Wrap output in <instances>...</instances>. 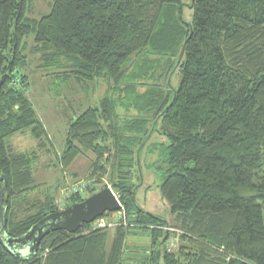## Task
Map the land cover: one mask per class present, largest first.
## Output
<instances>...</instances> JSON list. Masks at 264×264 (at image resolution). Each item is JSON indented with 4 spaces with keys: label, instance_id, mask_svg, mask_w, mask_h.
<instances>
[{
    "label": "trees",
    "instance_id": "trees-1",
    "mask_svg": "<svg viewBox=\"0 0 264 264\" xmlns=\"http://www.w3.org/2000/svg\"><path fill=\"white\" fill-rule=\"evenodd\" d=\"M31 2L0 0L2 236H24L105 181L121 210L102 217L105 227L50 232L29 259L0 243V264H264V0H53L38 20ZM29 39L43 67L80 93L107 82L79 115L67 100L60 155L26 97ZM26 133L35 149L19 153L11 139ZM153 134L165 141L153 166L172 226L135 199ZM80 157L81 192L35 180L39 168L77 179L68 169ZM166 227L179 232L173 249ZM137 232L147 245L127 253Z\"/></svg>",
    "mask_w": 264,
    "mask_h": 264
},
{
    "label": "rangeland",
    "instance_id": "rangeland-1",
    "mask_svg": "<svg viewBox=\"0 0 264 264\" xmlns=\"http://www.w3.org/2000/svg\"><path fill=\"white\" fill-rule=\"evenodd\" d=\"M182 1L184 4L188 5L187 0ZM52 3L53 0H33V2L29 3V6L32 5V8L31 12L29 13L30 15L28 14V17L33 20H38L43 14L49 12ZM190 17L191 14L189 13V10L187 11V8L185 7V12H183V18L186 21H189ZM31 41L32 40L29 39L28 42H25L26 46L25 51L23 53L27 62L26 70L24 72L28 79V90L26 91V97L32 103L36 114L38 115L39 119L42 121V124L46 129L48 138L54 145L57 154L60 155V153L62 152L63 143H65V125L67 123V120L74 116V113L72 112L75 110V114L79 115L86 108L95 107L97 105V101L103 97V94L107 89V82L104 80L95 81L94 83L89 85L90 88H88V94L80 93L78 90H76L77 88L75 85H71L72 81L68 83L64 81L61 76H55L58 73L57 69L43 67V62L38 60L39 56L36 54L34 44L30 43ZM51 81L56 82L58 85L55 87L51 86ZM47 83L50 85H48ZM171 85L176 87V78L172 79ZM90 89L95 91L91 92ZM67 100H69L68 102H72V104H67ZM61 103L65 104V108L68 105L71 106V108L74 107V110H67L70 108H66L65 110L59 108L58 106ZM81 103V107L76 108ZM120 111L121 113L123 112L122 109H120ZM164 143L165 141L161 137L157 136L156 134H153L145 147V152L147 154L142 151L140 160L138 162L140 172L139 175L141 177L139 183L140 187L137 190L135 199L140 209L156 216L157 218H160L161 220L168 222L170 226H172V220L169 214L167 204L161 199L159 194L161 178L160 175L155 171L153 166V164H155L159 160V156L162 151L161 145ZM11 144L19 153L31 152V150L35 149L36 146L35 142L32 140L28 133L23 134L22 136L13 137L11 139ZM88 166L89 163L86 157H80L68 169V173H74L75 175H77V179H64L61 173L58 171L46 169L43 170L42 168H39L37 170V174L35 175V180L38 182H46L49 186L52 187L54 185H60L61 190L66 186L70 185L71 188L73 187L76 189L75 192H81V181H84V179L81 178H83L86 174ZM104 184L107 186V188L110 189L106 181ZM135 192L136 189H134L133 191L134 195ZM68 194L69 196L71 195L70 191L68 192ZM81 195L82 196L73 195L71 196V198L77 196L85 200L84 197L86 196V194L82 193ZM61 201L62 203L64 202L63 198L61 199ZM110 220H112V218ZM105 226L106 224H104V227ZM164 231L167 236L171 235L167 244V248H175L177 246L176 235L179 232L177 231L175 233L176 230L171 227L164 228ZM137 233V236L134 235L127 239V253H129L130 250L132 251L134 249L139 251L142 246L145 247L147 245L148 236L143 235L141 232ZM136 259L138 258L133 257L131 259L126 260H133L131 262L129 261L128 264H136V262L134 261ZM157 264H161V262H158Z\"/></svg>",
    "mask_w": 264,
    "mask_h": 264
},
{
    "label": "water",
    "instance_id": "water-1",
    "mask_svg": "<svg viewBox=\"0 0 264 264\" xmlns=\"http://www.w3.org/2000/svg\"><path fill=\"white\" fill-rule=\"evenodd\" d=\"M183 51L180 53L182 57ZM4 189L0 191V243L17 257L25 253L24 259L33 257L44 236L53 231H65L70 234L77 233L84 225H90L107 213L120 211L121 206L108 188L74 204L63 211L55 212L43 218L31 228L24 236L18 239L1 238L5 230V219L2 214L1 197Z\"/></svg>",
    "mask_w": 264,
    "mask_h": 264
},
{
    "label": "built area",
    "instance_id": "built-area-1",
    "mask_svg": "<svg viewBox=\"0 0 264 264\" xmlns=\"http://www.w3.org/2000/svg\"><path fill=\"white\" fill-rule=\"evenodd\" d=\"M96 223H97V225H98L99 227H103L104 224H105V221H103V220H99V221L96 222Z\"/></svg>",
    "mask_w": 264,
    "mask_h": 264
},
{
    "label": "bare ground",
    "instance_id": "bare-ground-1",
    "mask_svg": "<svg viewBox=\"0 0 264 264\" xmlns=\"http://www.w3.org/2000/svg\"><path fill=\"white\" fill-rule=\"evenodd\" d=\"M108 189H109V188H108ZM112 193H113V192H112ZM113 195L115 196V194H114V193H113ZM115 197H116V196H115ZM116 199H117V197H116ZM117 200H118V199H117ZM118 202H119V201H118ZM76 204H77V203H76ZM119 204H120V203H119ZM120 206H121V205H120ZM120 210H121V209H120ZM91 224H92V223H91ZM108 227H112V224L110 223ZM1 238L3 239V238H4V236H2V235H1Z\"/></svg>",
    "mask_w": 264,
    "mask_h": 264
},
{
    "label": "clouds",
    "instance_id": "clouds-1",
    "mask_svg": "<svg viewBox=\"0 0 264 264\" xmlns=\"http://www.w3.org/2000/svg\"><path fill=\"white\" fill-rule=\"evenodd\" d=\"M63 210H65V209H62V210H58L57 212H59V211H63ZM104 219V218H103ZM102 219V217L101 218H98L96 221H94L93 223H96V222H98L99 220H103ZM105 221V220H104Z\"/></svg>",
    "mask_w": 264,
    "mask_h": 264
},
{
    "label": "flooded vegetation",
    "instance_id": "flooded-vegetation-1",
    "mask_svg": "<svg viewBox=\"0 0 264 264\" xmlns=\"http://www.w3.org/2000/svg\"><path fill=\"white\" fill-rule=\"evenodd\" d=\"M64 208V207H63ZM58 210H62V209H58Z\"/></svg>",
    "mask_w": 264,
    "mask_h": 264
}]
</instances>
